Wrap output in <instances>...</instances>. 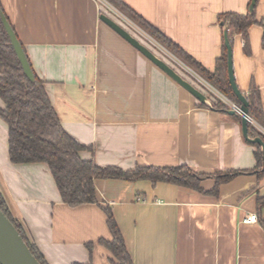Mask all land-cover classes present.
<instances>
[{
	"label": "crops",
	"instance_id": "0c3cea01",
	"mask_svg": "<svg viewBox=\"0 0 264 264\" xmlns=\"http://www.w3.org/2000/svg\"><path fill=\"white\" fill-rule=\"evenodd\" d=\"M125 1L210 70L224 43L221 14L246 13L251 4ZM1 2L65 129L93 146L81 151L84 158L125 169L187 164L207 173L256 166L242 119L201 105L100 18L98 0ZM256 15L264 18V0ZM263 33L260 23L250 27V53L241 34L232 45L238 86L246 93L254 82L264 102ZM8 134L0 117V190L49 264L87 262L89 241L96 244L94 264H111L109 251L96 243L111 238L104 210L97 203H65L46 163L12 162ZM214 184V178L202 182L207 190ZM95 185L136 264H264V177L240 173L222 183L218 195L150 180L98 178ZM252 213L258 220L244 221Z\"/></svg>",
	"mask_w": 264,
	"mask_h": 264
},
{
	"label": "trees",
	"instance_id": "16d2710c",
	"mask_svg": "<svg viewBox=\"0 0 264 264\" xmlns=\"http://www.w3.org/2000/svg\"><path fill=\"white\" fill-rule=\"evenodd\" d=\"M122 13L133 20L146 32L151 34L159 43L170 50L176 57L208 81L219 92L231 101L241 104L235 94L228 74V54L225 40L222 53L216 61L214 70L205 67L200 61L184 50L179 44L168 37L159 28L144 18L125 0H108ZM251 3V2H250ZM257 6V4H256ZM3 5L0 0V11ZM5 13V11H4ZM220 19L225 22L229 38L233 44L236 34L245 39L244 49L250 53L249 29L255 23L264 27V18L258 19L256 7L252 13L229 11L221 14ZM15 29L14 25L12 24ZM264 47V33L262 37ZM32 81L25 73L8 32L3 24L0 13V117L8 124L9 157L14 163H46L54 177L62 200L76 207L85 203H97L104 210L107 226L111 238L104 236L97 240V244L104 246L110 253L111 264H136L128 250L122 230L116 220L113 209L108 204L99 201L95 180L98 178H119L128 181L150 180L174 183L202 193L218 195L220 185L231 180L240 173H254L259 178L264 177V155L259 143L250 142L255 146L254 155L257 163L253 169H221L213 173L201 172L187 164L159 166L154 164H137L125 169L119 165H99L94 159H87L81 151L93 150V146L78 141L62 124L60 116L46 89L45 81L35 73ZM245 93V92H244ZM249 101V115L254 122H249L250 136H261L264 140V102L260 89L253 82L245 93ZM214 109L227 111L230 104L216 94H212ZM201 105H206L201 102ZM242 119L241 114H234ZM214 178L215 184L210 189L202 185L204 179ZM259 206H264V196H259ZM0 207L14 222L22 236L29 244L32 252L42 264H49L36 242L29 236L23 223L14 216L4 193L0 190ZM95 242H86L90 258L87 262H73L72 264H94Z\"/></svg>",
	"mask_w": 264,
	"mask_h": 264
},
{
	"label": "water",
	"instance_id": "95a60500",
	"mask_svg": "<svg viewBox=\"0 0 264 264\" xmlns=\"http://www.w3.org/2000/svg\"><path fill=\"white\" fill-rule=\"evenodd\" d=\"M258 0H251L249 11L252 13L256 7ZM3 24L8 32L11 43L15 48L18 58L20 59L24 73L34 81L36 79L35 72L29 61L27 53L19 40L15 29L3 10L0 11ZM100 18L106 22L110 27L123 36L134 47L140 50L145 56L152 60L157 66L163 69L168 75L176 80L185 89L191 92L200 102L207 106L213 107V101L209 94L204 92L186 77H184L177 69L169 64L165 59L157 55L149 46L143 43L138 37L132 34L125 26L112 18L110 15L102 12ZM223 25L224 40L227 46L228 54V74L231 86L240 100V109H228L229 114H241L242 116V131L245 138L250 142L259 143L264 155V140L261 136H250L249 134V101L246 94L238 86L233 58V45L229 38L228 28L224 21ZM0 264H42L37 256L30 249L21 232L14 224V222L7 216V214L0 207Z\"/></svg>",
	"mask_w": 264,
	"mask_h": 264
},
{
	"label": "rangeland",
	"instance_id": "374dc122",
	"mask_svg": "<svg viewBox=\"0 0 264 264\" xmlns=\"http://www.w3.org/2000/svg\"><path fill=\"white\" fill-rule=\"evenodd\" d=\"M101 10L112 18L117 20L123 26H125L132 34L138 37L143 43L149 46L157 55L165 59L175 69H177L184 77L202 89L204 92L212 97V94L220 95L221 92L211 87L198 73L176 57L170 50L165 48L159 43L151 34L142 29L128 16L117 9L108 0H98ZM263 0L258 1L257 8L262 4ZM256 8V9H257ZM262 19V18H260Z\"/></svg>",
	"mask_w": 264,
	"mask_h": 264
},
{
	"label": "built area",
	"instance_id": "2783aa9c",
	"mask_svg": "<svg viewBox=\"0 0 264 264\" xmlns=\"http://www.w3.org/2000/svg\"><path fill=\"white\" fill-rule=\"evenodd\" d=\"M204 79V78H203ZM205 80V79H204ZM206 81V80H205ZM211 87H213L214 89H216L214 86H212L208 81H206ZM217 90V89H216ZM217 94V93H216ZM221 98H223L225 101H227L229 104H230V106H231V108H235V109H237V110H239L240 109V105L239 104H237V103H235V102H233V101H231L229 98H227L225 95H223L222 93H220V95H219ZM250 122H254L255 124H257L260 128H262L258 123H256L255 122V120L254 119H252L251 117H250ZM258 220V215L256 214V213H252V214H249L248 216H246L245 218H244V221H246V222H256Z\"/></svg>",
	"mask_w": 264,
	"mask_h": 264
}]
</instances>
